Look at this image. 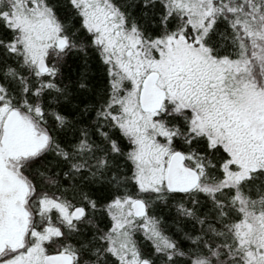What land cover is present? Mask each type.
Segmentation results:
<instances>
[{"label":"snow or ice","instance_id":"snow-or-ice-1","mask_svg":"<svg viewBox=\"0 0 264 264\" xmlns=\"http://www.w3.org/2000/svg\"><path fill=\"white\" fill-rule=\"evenodd\" d=\"M0 264H264V0H0Z\"/></svg>","mask_w":264,"mask_h":264}]
</instances>
